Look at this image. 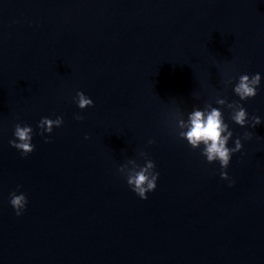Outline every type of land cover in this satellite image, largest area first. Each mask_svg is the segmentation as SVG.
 <instances>
[{"label": "water", "instance_id": "95a60500", "mask_svg": "<svg viewBox=\"0 0 264 264\" xmlns=\"http://www.w3.org/2000/svg\"><path fill=\"white\" fill-rule=\"evenodd\" d=\"M256 72L264 0H0V264H264V122L242 127L216 103ZM240 102L264 117V78ZM210 106L230 146L251 133L234 183L179 136ZM45 116L64 123L41 135ZM17 123L34 130L26 156ZM141 151L160 173L147 199L119 172ZM13 191L28 197L20 216Z\"/></svg>", "mask_w": 264, "mask_h": 264}, {"label": "clouds", "instance_id": "9594fccd", "mask_svg": "<svg viewBox=\"0 0 264 264\" xmlns=\"http://www.w3.org/2000/svg\"><path fill=\"white\" fill-rule=\"evenodd\" d=\"M262 78L264 76L260 72L241 74L233 88L234 93L238 95L240 100L232 102H229L227 98H218L216 100L218 105L226 106L231 110V119L242 127L250 125L255 128L258 124L264 122V117L260 115L250 116L247 108L240 102L258 94ZM235 79V77H231L226 83L231 84ZM74 100L82 109L95 103L83 90L76 93ZM76 119L82 120L83 116L77 114ZM63 123V116H58L55 119L48 116L43 117L39 121L41 135L45 132L51 133L54 127L61 126ZM179 126L181 128L180 138L186 140L193 149H200L201 154L206 157L209 163L218 161L221 166V178L228 179L230 183H234L230 179L227 169L233 154L243 148V140L250 139L251 133L246 131L243 138L237 136L234 140V146H230L234 131L229 123L226 122L222 107H195L188 113L186 120L179 121ZM33 132L31 125L17 123L14 130L16 139L11 140L10 143L17 149L22 150L21 154L26 156L35 149V145L32 142ZM45 139L47 140L49 137H45ZM85 139H88V137L86 136ZM154 142V140L148 141L149 144ZM140 153L146 157L144 164L137 165L128 171H125L126 165H120L119 172L126 177L128 185L135 193L141 198L147 199L148 193L157 188L160 173L156 170L155 161L149 158V153L147 151H141ZM10 204L15 209L16 215L20 216L27 207L28 197L24 192H19L18 194L17 191H13L10 196Z\"/></svg>", "mask_w": 264, "mask_h": 264}]
</instances>
